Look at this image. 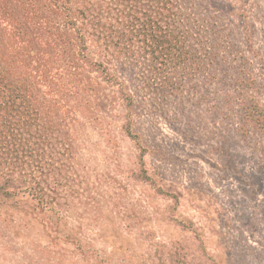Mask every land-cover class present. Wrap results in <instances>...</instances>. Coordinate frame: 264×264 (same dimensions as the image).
<instances>
[{
	"label": "rangeland",
	"instance_id": "374dc122",
	"mask_svg": "<svg viewBox=\"0 0 264 264\" xmlns=\"http://www.w3.org/2000/svg\"><path fill=\"white\" fill-rule=\"evenodd\" d=\"M193 1L216 21L210 68L186 72L178 88L146 86L142 68L118 70L134 94L145 168L179 202L135 178L141 149L121 129L120 100L109 95L79 116V171L90 197L69 202L68 221L95 245L97 263L174 264L176 255L182 264H264V114L254 120L239 104L247 94L264 113V0ZM29 226L21 232L30 239L2 227L0 264H92L66 244L62 260L32 251V238H49L34 220Z\"/></svg>",
	"mask_w": 264,
	"mask_h": 264
},
{
	"label": "trees",
	"instance_id": "16d2710c",
	"mask_svg": "<svg viewBox=\"0 0 264 264\" xmlns=\"http://www.w3.org/2000/svg\"><path fill=\"white\" fill-rule=\"evenodd\" d=\"M194 9L193 0H0V235L11 227L30 239L21 230L34 220L49 241L32 238V251L62 260L66 244L81 260L101 264L95 245L69 226L67 210L75 198L90 197L79 171V116L103 108L109 95L126 111L121 129L141 149L135 178L179 202L145 168L134 94L118 70L142 68L146 86L178 88L186 72L210 68L216 21ZM258 103L247 94L239 101L254 120L264 114Z\"/></svg>",
	"mask_w": 264,
	"mask_h": 264
}]
</instances>
